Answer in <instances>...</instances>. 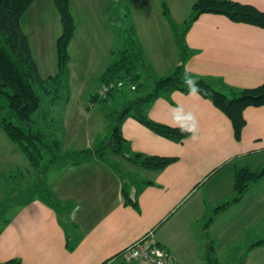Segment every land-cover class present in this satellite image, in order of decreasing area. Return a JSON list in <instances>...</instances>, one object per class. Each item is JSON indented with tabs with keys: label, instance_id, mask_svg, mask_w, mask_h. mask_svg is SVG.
Listing matches in <instances>:
<instances>
[{
	"label": "crops",
	"instance_id": "0c3cea01",
	"mask_svg": "<svg viewBox=\"0 0 264 264\" xmlns=\"http://www.w3.org/2000/svg\"><path fill=\"white\" fill-rule=\"evenodd\" d=\"M111 1L116 7H108L113 9L112 14L117 10L116 17L111 20L99 13L102 20L93 18L89 27L98 46L93 50L101 48V53L113 60L115 46L108 39H115L117 23L125 21L128 9L135 29L133 36L151 75L161 78L172 74L181 56L164 5L171 19L179 18L184 23L197 0ZM232 1L264 12V0ZM88 2L71 0L77 30L69 54L79 36L75 7ZM43 4L52 8L55 18L59 16L54 0H35L28 10L32 21L24 17L23 29L30 38L34 57L35 48L41 54L46 47L42 50L48 31L38 24L34 11ZM37 31L42 32L38 39ZM55 35L59 36V31ZM186 43L187 79L204 78L224 93L264 83V29L234 23L222 15L204 14L187 33ZM38 67L44 78L57 72L55 59L53 65ZM106 69H100L99 79ZM77 71L82 69L71 66L70 75L75 76ZM84 80L85 75L79 84L80 98L84 96ZM72 103L70 99L64 105L71 107ZM77 108L93 126L98 123L102 129L107 122L108 110L95 116L84 101ZM146 113L154 122L177 129L191 128L194 122L188 116L196 117L195 134L187 131L190 136L181 143L159 136L133 118L122 125L123 138L133 152L177 161L159 172L115 156L110 162L94 159L78 165L52 166L43 173L46 178L40 176L39 192L43 194L23 203L5 223L0 234V263L18 259L22 264H122V252L152 235L170 252L175 264H207L208 247L212 245L218 260L226 250L240 246L245 249L243 264H264V245L252 247L264 239V176L240 202L213 214L234 196L239 170L258 173L264 169V106L245 110L246 126L240 141L227 116L198 93L173 91L147 105ZM85 136L87 142L92 139L89 132ZM87 146L97 149L93 144ZM125 191L137 207L125 204Z\"/></svg>",
	"mask_w": 264,
	"mask_h": 264
},
{
	"label": "trees",
	"instance_id": "16d2710c",
	"mask_svg": "<svg viewBox=\"0 0 264 264\" xmlns=\"http://www.w3.org/2000/svg\"><path fill=\"white\" fill-rule=\"evenodd\" d=\"M35 0H0V128L7 138L15 143L27 158L31 169L43 174L54 165H78L94 159L111 161V156L120 157L145 170L163 171L177 161V158L149 156L132 151L123 138L122 125L128 118H133L154 133L171 141L181 143L190 133L171 128L151 120L146 113L147 105L172 93L183 91L192 93L186 83L185 65L189 59L186 36L193 24L204 14L227 17L234 23L253 25L264 29V12L256 7L232 0H197L192 8L189 20L181 34L172 22L168 8L164 13L173 27L175 41L180 49V64L172 74L157 78L151 75V69L145 61L139 43L130 36L131 45L119 54L113 53V60L100 78L102 88L110 91L105 98L94 95L91 101L109 103L119 98L121 106L108 110L105 117L110 126V136L102 147L81 151L64 150L56 135H49L42 130H33L32 117L41 108L51 109L61 104H68L71 99L69 73V46L75 36L77 26L72 13L71 0H54L60 16L62 34L57 40V72L44 78L33 55L30 38L23 29V19ZM132 32L135 31L131 28ZM134 38V36H133ZM198 88V94L213 104L231 121L235 138L241 140L246 126L244 112L249 107L264 106V83L256 88L235 90L224 93L216 90L204 78L192 79ZM130 85V87H128ZM128 87V88H127ZM131 92V95L129 94ZM5 111L7 113H5ZM25 123L29 130L14 124L12 119ZM264 176V169L258 173L241 169L235 176L234 196L218 206L214 215L241 201L250 187ZM47 193L52 195L50 190ZM50 199V198H48ZM126 205L137 207L128 193L124 192ZM213 216L209 219L212 222ZM2 232V231H1ZM0 232V234H1ZM212 245V243H211ZM264 245V239L252 247ZM73 248V247H71ZM207 264H220L214 245L208 247ZM0 264H22L13 259Z\"/></svg>",
	"mask_w": 264,
	"mask_h": 264
},
{
	"label": "rangeland",
	"instance_id": "374dc122",
	"mask_svg": "<svg viewBox=\"0 0 264 264\" xmlns=\"http://www.w3.org/2000/svg\"><path fill=\"white\" fill-rule=\"evenodd\" d=\"M108 6L116 7V2L113 3L111 0H89L88 4L75 7L76 17L79 21V36H77L74 41L75 47L71 49L70 61L72 67L77 65L82 71H77L78 73L75 76H73L74 73L70 75V81H72V106L65 107L64 104H61L50 110L43 107L32 117L33 130H42L49 135H56L61 141L64 150L81 151L88 149L87 145L90 144L95 145L96 148H100L110 134L108 122L104 123L101 129V125L98 123H95V126H93L91 123L92 121L88 122L82 117V113L77 107H80L83 101L85 105H90L91 113L95 112V116L98 114L101 115L100 112L103 113L106 110L111 111L120 107L119 98L111 99L107 104L93 100L91 103L92 96L98 95L99 89L103 87L99 79L101 76L100 72L102 73L100 69H106L111 63L112 57L105 53H101V48H99V50H93V47L97 45L95 44V39L92 37H96L94 36L95 33H90L91 30L89 27L93 25V18L102 20L100 15L103 18L110 16L111 20L112 16L116 17L117 10L112 14L113 9H110ZM108 10L109 13H107ZM34 11L37 15L38 24L44 31H48L46 40L42 44V50L44 45L46 46L45 49L41 51L40 54L37 48H35L36 60L41 67L49 66L51 63L53 65L54 59L57 65L56 46L57 40L62 34L59 16L57 15V18H55L52 8L45 4L41 5L39 10L35 9ZM99 13L101 14L99 15ZM26 16H28V20L32 21V15H30V13H26L25 18ZM189 18L190 17L186 19L189 20ZM121 22L122 21L117 23L119 28L115 31V39H108L111 45L114 43L115 51L118 54L127 46L131 45L129 37L132 36V21L128 9L126 10L125 21ZM172 22L182 34L185 28V22H179V18L176 20L172 19ZM25 29L27 28L25 27ZM57 31H59V36L55 35ZM41 33V31L36 32L37 39ZM104 39L107 40V38ZM132 39L138 42L133 36ZM71 66L69 63V73ZM44 73L45 71L43 70V75ZM84 75V96L80 98L81 94H79V92H81V87H79V84L81 82V76ZM128 87H130V85H128ZM129 94L131 95V92H129ZM88 100L90 101L88 102ZM5 113L7 112L5 111ZM12 121L15 125L24 130H29V127L25 123L19 122L16 118L12 119ZM87 132H89L92 137L89 142H87L85 138V133ZM80 134L83 136V140H81L82 137ZM126 174L125 172V175ZM40 176H44L42 179L46 178L44 174H39L31 169L27 158L19 147L11 142L0 128V232L4 229L5 223L22 207L23 203L30 199L40 197L41 194H43L39 192L42 189L41 186H39V181L41 180ZM44 198L48 199V197ZM218 258L220 264H243L245 249L240 246L232 247L218 256Z\"/></svg>",
	"mask_w": 264,
	"mask_h": 264
},
{
	"label": "built area",
	"instance_id": "2783aa9c",
	"mask_svg": "<svg viewBox=\"0 0 264 264\" xmlns=\"http://www.w3.org/2000/svg\"><path fill=\"white\" fill-rule=\"evenodd\" d=\"M110 89H101L100 96L105 98ZM122 264H175L169 251L163 248L152 235H148L122 252ZM109 264V263H105Z\"/></svg>",
	"mask_w": 264,
	"mask_h": 264
},
{
	"label": "clouds",
	"instance_id": "9594fccd",
	"mask_svg": "<svg viewBox=\"0 0 264 264\" xmlns=\"http://www.w3.org/2000/svg\"><path fill=\"white\" fill-rule=\"evenodd\" d=\"M186 83L189 84V86H190V91H191L192 93H196V92H198V88L196 87L195 82H194L193 80L188 79V80H186ZM188 119H189L190 121H193L194 123L192 124L191 128H187V127L182 126V127H181V131H191V132H193V134H195V131H196V128H197V124L195 123V121H196V117H195L194 115H189V116H188Z\"/></svg>",
	"mask_w": 264,
	"mask_h": 264
}]
</instances>
